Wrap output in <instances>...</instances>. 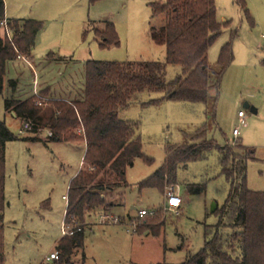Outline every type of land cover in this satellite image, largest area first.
I'll return each mask as SVG.
<instances>
[{
	"label": "rangeland",
	"instance_id": "rangeland-1",
	"mask_svg": "<svg viewBox=\"0 0 264 264\" xmlns=\"http://www.w3.org/2000/svg\"><path fill=\"white\" fill-rule=\"evenodd\" d=\"M4 1L6 20L43 23L31 62L38 67L40 83L49 84L57 95L81 88L83 65L88 61L127 63L165 59V47L155 44L150 33L152 27L162 26L163 18H152L150 4L166 0ZM215 1L218 21L228 22L229 27L222 30L210 47L207 61L215 67L227 43L232 44L234 56L219 90L210 91L207 105L157 102L163 94L142 93L135 97L133 105L120 112V119L138 124L143 153L152 164L136 159L133 168L127 170V184L105 196V207L86 215L83 248L74 257L75 264H183L197 254L205 241L212 238V234L206 237V226L219 224L218 212L229 194L230 184L223 174L216 147L233 146L239 112L245 114L246 125L240 127L237 145L255 149L258 159L248 164L247 187L264 192V0H244L247 13L242 12L235 0ZM102 22L114 26L119 45L102 46L103 40L96 33L105 30ZM4 32L3 29L2 36ZM50 52L60 58L59 63L45 62ZM180 72L179 66H169L167 81ZM33 79L27 61L17 59L7 64L0 96V122L19 140L5 147L4 264L50 263L47 257L56 252L63 238L68 206L64 197L84 164L83 141L49 142L45 131L21 134L24 123L14 118L12 112H6L5 103L14 96L8 80L18 81L19 97L13 98L16 100L31 95ZM203 128L200 142L211 143V150L203 160L179 166L178 186L164 191L165 197L167 193L178 192L183 200L180 214L175 215L164 209L162 191H139L138 185L162 168L169 148L192 144V138ZM32 137L37 141L28 139ZM187 186L205 190L190 195ZM212 204L217 205L215 214L211 213ZM142 209L154 211L159 217L141 220L138 211ZM101 215H111L120 219V223H101ZM228 222L229 219L225 220Z\"/></svg>",
	"mask_w": 264,
	"mask_h": 264
},
{
	"label": "trees",
	"instance_id": "trees-1",
	"mask_svg": "<svg viewBox=\"0 0 264 264\" xmlns=\"http://www.w3.org/2000/svg\"><path fill=\"white\" fill-rule=\"evenodd\" d=\"M235 2L247 13L244 0ZM150 7L152 18H163L162 26L152 27L150 32L152 41L165 47L163 62L88 61L84 68V89L76 93L74 99L47 97L50 99L45 100L33 96L25 101L12 98L5 103L6 112H14L17 120L33 123L26 133L35 135L45 131L49 142L86 143L83 169L70 183L64 218L66 223L81 227V232L63 237L56 248L59 260L48 264H75L74 257L83 248L86 215L105 207L103 193L127 184V170L133 168L136 159L152 164L143 153L137 135L138 124L120 119V112L133 105L135 97L142 93L163 94L157 102L207 105L210 91L219 90L233 62L231 43L222 47L215 67L207 61L210 47L222 30L229 27L228 22L218 21L215 0H166L151 3ZM3 22L7 23L10 38L5 32L2 36ZM102 23L105 30L96 31L103 40L102 46L119 45L114 26ZM42 30V22L7 21L5 1L0 0V96L4 91L7 64L18 57L30 56ZM53 56L49 53L47 59ZM169 66L181 68L172 81L166 79ZM8 86L15 92L17 83L9 81ZM212 109L215 110V101ZM202 136L204 128L192 138V144L169 148L162 168L139 184V191L159 189L164 194L165 188L178 186V167L203 160L211 150V143L200 142ZM28 139L37 141L35 137ZM18 140L6 124L0 122V264H4L5 147ZM216 149L223 174L230 184L229 194L222 210L215 212L220 215L219 224L206 226V237L212 234V238L183 264H264V192L247 187L248 164L258 161L256 151L241 145L217 146ZM204 190L205 187L187 186L190 195ZM227 219L229 222L225 223Z\"/></svg>",
	"mask_w": 264,
	"mask_h": 264
},
{
	"label": "built area",
	"instance_id": "built-area-1",
	"mask_svg": "<svg viewBox=\"0 0 264 264\" xmlns=\"http://www.w3.org/2000/svg\"><path fill=\"white\" fill-rule=\"evenodd\" d=\"M1 26L3 27V29L6 31V34L8 36V38H10V33L8 30V26L6 22H3L1 24ZM19 60H25L24 57H18ZM41 105V104H39ZM238 119H239V126L234 129L233 131V138H234V142H233V146L238 144V140H239V136H240V127L241 126H245V114L243 112H239L238 114ZM33 127V123L31 121L24 123L23 125V129L21 131L22 133H26L27 131L31 130ZM167 198V202L166 205L164 206V209L167 212H171L174 213L175 215H179L180 214V209L182 207L183 204V200L179 197L178 192H170L167 193L166 195ZM64 199L67 201L68 203V196L64 197ZM156 215V213L154 211H148V210H140L138 211V217L139 219H145L146 217H154ZM99 220L101 223H114V224H118L120 223V219L115 218L113 216H109V215H101L99 217ZM134 226H136V223H133ZM81 232V227L79 226H75L72 224H68L64 221L63 226H62V236L66 237V236H74L76 233ZM59 260V253L56 251L55 253H51L49 255V257H47L46 261L47 262H53V261H57Z\"/></svg>",
	"mask_w": 264,
	"mask_h": 264
},
{
	"label": "crops",
	"instance_id": "crops-1",
	"mask_svg": "<svg viewBox=\"0 0 264 264\" xmlns=\"http://www.w3.org/2000/svg\"><path fill=\"white\" fill-rule=\"evenodd\" d=\"M8 21V20H7ZM18 21H23V20H18ZM25 21V20H24ZM33 21H36V20H33ZM37 22H39V21H37ZM42 32V31H41ZM40 32V33H41ZM39 33V34H40ZM39 34L37 35V37H36V39L38 38V36H39ZM35 44H36V40H35ZM35 44H34V47H35ZM34 47H33V49H34ZM50 53H52V52H50ZM49 54V53H48ZM47 54V55H48ZM54 54V53H53ZM31 55H32V52H31ZM28 56V57H24L25 58V62L27 61V64L31 67V69H32V71H33V76H34V79H33V89H32V93H31V95H29V96H27L26 98H17L16 100H19V101H25V100H27V99H29V98H31V97H33V96H39L40 95V97L42 98V99H45V100H47V99H50V98H47V97H52V98H54V99H60V100H67V99H74L75 98V95L76 94H74L75 92H81L83 89H84V72H82V76H83V79H82V82H80L81 83V88H79L78 89V91H76V89L75 88H73L70 92H68V93H65L64 95H57L56 93H54L53 92V90H52V88H51V86L49 85V84H47V83H40V81H39V72H38V67H34V64L31 62V59H32V56ZM47 55H46V57H45V62H48L47 64H51V63H53V62H56V63H59V59L60 58H58V56H55V54H54V56L53 57H51L50 58V60H48L47 59ZM19 60V59H18ZM19 61H22V60H19ZM64 62V61H63ZM84 66V68H85V64L83 65ZM7 67V66H6ZM84 71V70H83ZM9 81H16V83H17V87H16V91L15 92H12L13 94H14V96H12V98H15V97H19L18 96V94H17V90H18V81L17 80H8V82ZM72 85H74L75 86V83H74V80L72 81ZM17 95V96H16ZM43 96H46V97H43ZM14 118H16V115H15V113L14 112H12V114H11ZM85 144V148H86V143H84ZM85 151H86V149H85ZM82 166L80 167V171L83 169V165L84 164H81ZM80 171H78L76 174H75V176H74V178L78 175V173L80 172ZM111 192H105V193H103V195H104V197L106 196L107 197V195L108 194H110ZM164 195V194H163ZM164 206L166 205V202H167V198L165 197V195H164ZM182 199V198H181ZM183 205V204H182ZM181 209H182V207H181ZM181 209H180V211H181ZM133 211H135L136 209L135 208H133L132 209ZM143 210V209H142ZM129 219H131V218H129Z\"/></svg>",
	"mask_w": 264,
	"mask_h": 264
},
{
	"label": "water",
	"instance_id": "water-1",
	"mask_svg": "<svg viewBox=\"0 0 264 264\" xmlns=\"http://www.w3.org/2000/svg\"><path fill=\"white\" fill-rule=\"evenodd\" d=\"M245 108H248V105L247 104L245 105ZM252 112L255 113V110H252ZM216 210H217V205L216 204H212V206H211V213H215Z\"/></svg>",
	"mask_w": 264,
	"mask_h": 264
}]
</instances>
